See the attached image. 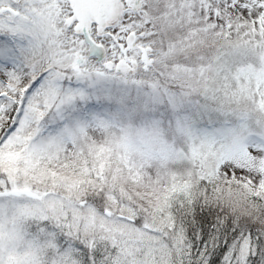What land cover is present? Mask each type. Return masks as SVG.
<instances>
[{
    "label": "snow or ice",
    "instance_id": "1",
    "mask_svg": "<svg viewBox=\"0 0 264 264\" xmlns=\"http://www.w3.org/2000/svg\"><path fill=\"white\" fill-rule=\"evenodd\" d=\"M0 264H264V0H0Z\"/></svg>",
    "mask_w": 264,
    "mask_h": 264
}]
</instances>
